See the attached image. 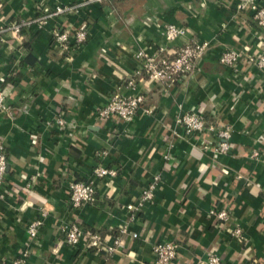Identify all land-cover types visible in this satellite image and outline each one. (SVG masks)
I'll return each instance as SVG.
<instances>
[{"label":"crops","instance_id":"0c3cea01","mask_svg":"<svg viewBox=\"0 0 264 264\" xmlns=\"http://www.w3.org/2000/svg\"><path fill=\"white\" fill-rule=\"evenodd\" d=\"M85 1L2 0L4 23L28 22L56 7L73 9L0 41V90L11 106L9 116L0 114L7 158L0 186V264H13L25 249L22 264H152V247L163 241L179 244L173 264H194L208 255L218 256L220 264H264V74L245 61L232 68L219 63L227 49L264 51V36L257 37L249 11H237V0L80 6ZM167 25L183 29V36L167 41ZM83 26L86 41L60 51L52 29L72 34ZM192 39L208 43L193 74L163 87L138 75L139 51L172 52ZM129 77L135 87L127 86ZM115 92L143 95L132 121L97 117ZM181 111L230 127L233 151L214 155L218 140L211 133L187 139L175 124ZM101 151L105 156L99 159ZM253 151L259 159L251 157ZM100 160L117 175L94 179L95 200L73 209L68 184L89 179ZM155 176L153 200L132 216L126 207ZM220 209L240 228L241 239L230 235V223L210 216ZM41 210L47 216L29 243L27 226ZM74 220L99 234L101 247L68 246L60 230ZM117 237L121 245L109 252Z\"/></svg>","mask_w":264,"mask_h":264},{"label":"built area","instance_id":"2783aa9c","mask_svg":"<svg viewBox=\"0 0 264 264\" xmlns=\"http://www.w3.org/2000/svg\"><path fill=\"white\" fill-rule=\"evenodd\" d=\"M104 1L107 0H87L80 6ZM2 6L3 3L2 0H0V13ZM235 8L237 11H249L258 29L256 32L257 37L264 36V0H237ZM72 9L73 7H56L53 12L28 22L4 23L0 15V41L7 33L17 35L23 28L30 27L31 25H36L38 28H41L49 17L63 14L65 11H71ZM51 34L55 44L62 52H71L72 49L80 47L87 39V31L84 26L72 34L67 28H54ZM183 34L184 30L174 25H167L164 29V37L169 42L183 36ZM207 48V42H200L192 39L172 52L161 47L150 55L143 51H139L137 56L143 60V67L141 71L138 72V75L145 78L146 81L157 83L161 87L170 86L193 74L197 70V64L204 56ZM243 61L256 67L264 74V51L253 53L249 46H243L240 49H227L219 57V63L230 68ZM127 86L131 88L135 87V80L133 77L127 79ZM143 102L144 97L141 94L123 96L115 92L111 94L107 104L97 111V117L103 120L116 119L128 123L134 119ZM10 112L11 106L4 93L0 90V114L9 116ZM56 124L62 127L64 121L62 119H57ZM175 124L181 128L184 136L189 140H193L203 133L215 135L218 142L214 145L212 150L214 155L228 154L233 151L234 145L231 142V128L228 126L217 125L206 120L199 113L192 111H181L175 118ZM203 150H208V145L203 144ZM104 156L105 151L97 153L99 159H102ZM251 157L259 159V152L253 151ZM165 158L168 160L169 156ZM101 161L102 160L92 169L89 179L73 180L68 184V201L73 209H78L95 200V191L93 187L94 179H112L117 175L115 169L102 165L100 163ZM6 167V153L3 144L0 143V186L5 180ZM158 182L159 177H153L152 182L142 190L136 203L126 207L132 216L138 212L144 203L153 200L154 190ZM209 214L217 221L230 223L229 214L226 209L212 210ZM46 216L47 211L41 210L38 217L28 224L27 237L29 243L35 241L38 230L43 225ZM229 227L230 235L234 238L241 239L240 228L231 223ZM60 232L63 235L64 242L70 247H76L82 244L84 251L101 247L100 235L84 230L75 220L63 225ZM126 233V229L120 230V234ZM131 236L135 238L136 234L133 233ZM120 245L121 239L117 237L114 240V246L109 247L108 251L112 252L113 248ZM178 249L179 244L175 241H163L154 244L152 247L154 254L152 264H173L178 254ZM27 254V249L23 250L13 264H22L27 258ZM194 264H220V258L216 255H208L205 259L199 260Z\"/></svg>","mask_w":264,"mask_h":264}]
</instances>
